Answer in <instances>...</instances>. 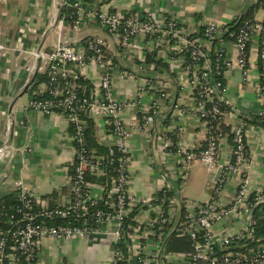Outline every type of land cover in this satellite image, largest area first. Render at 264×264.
<instances>
[{"label":"built area","instance_id":"built-area-1","mask_svg":"<svg viewBox=\"0 0 264 264\" xmlns=\"http://www.w3.org/2000/svg\"><path fill=\"white\" fill-rule=\"evenodd\" d=\"M93 1L61 0L59 15L52 24L59 36L66 28L79 36L86 26H97L104 35L75 36L69 42L58 39L48 52L36 53L43 64L35 71L45 80L26 103L29 110L45 115L58 112L68 122L74 148L70 198L63 204H50L16 182L17 203L0 211V224L8 226L0 230V264H38V245L44 238L68 242L99 234L112 242L106 264H120L125 259L127 264H264V186L251 188L248 182L242 119L232 126L234 147L225 164L220 165L221 173L213 182L210 198L194 201L181 196L190 163L198 160L208 169L216 166L218 148L225 139L219 119L224 115L220 107L226 104V87L218 75L222 68L231 66V61L223 37L236 47L237 66L245 74L248 43L253 35L257 36L258 97L264 119L263 20L244 22L234 30L208 21L202 35L197 36L183 26L178 16L168 14L156 19L133 9L109 11L97 8ZM215 38L220 41L218 48L212 46ZM153 53L168 65L169 71L179 72L191 97L190 104L170 102V121L194 113L205 128V136L197 149L189 150L177 142L172 148L168 130L159 131L163 149L175 156L176 181L165 182L150 195L136 196L129 188L133 165L127 148L130 127L121 113L133 107L141 115L142 124L152 122L159 115L160 102L169 98L163 73L155 63H146V55ZM123 56L135 69L120 68L117 57ZM87 68L99 71L94 88L87 86ZM117 77L133 80V97L124 101L113 98ZM81 115L101 118L108 127V153L89 151ZM9 152L10 144L0 146V160ZM89 173L103 175L105 182L87 180ZM232 174V197L222 202L218 194ZM257 207L263 222V233L258 238L253 229ZM224 221L239 228L227 232L223 226L216 227ZM172 239L178 243L177 249H168ZM247 239L256 245L240 244ZM184 242L188 247L183 246Z\"/></svg>","mask_w":264,"mask_h":264},{"label":"crops","instance_id":"crops-1","mask_svg":"<svg viewBox=\"0 0 264 264\" xmlns=\"http://www.w3.org/2000/svg\"><path fill=\"white\" fill-rule=\"evenodd\" d=\"M247 0H96L101 8L125 12L136 10L140 14H151L156 19L165 15L178 16L183 26L197 33L204 23L216 21L230 27L239 17ZM251 7L256 0H250ZM61 0H0V146L10 144V152L0 160V197L17 189L16 182L33 192L40 201L63 204L70 198L69 181L72 175L73 142L65 117L58 113L49 115L27 109L30 87L37 65L43 59L38 52H48L58 39L64 42L89 34L104 35L97 26H86L81 34L74 35L65 29L59 36L52 23L59 15ZM247 11V13H248ZM246 13V14H247ZM254 19L264 20V7L254 12ZM72 32V33H71ZM226 56L231 66L224 74L227 110L224 123L235 125L245 120V141L248 154V182L251 188L264 186V122L260 117L262 103L258 97L260 75L258 65V39L253 35L248 46L245 74L237 66V50L232 41L223 37ZM120 68L135 69L128 57H117ZM150 74V66H146ZM99 71L86 69L87 82L95 87ZM163 73V82L169 98L160 102L159 115L152 122H143L136 109L126 107L121 113L123 121L130 127L127 138L129 156L133 161L130 192L136 196H147L166 183H174L175 156L162 147L159 131L167 129L177 137L178 146L197 149L204 142L205 128L194 115L188 113L170 121V102L190 104L188 87L178 71ZM171 73V74H170ZM39 83L36 87L41 86ZM34 89V90H36ZM132 79L117 77L114 81L113 98L119 101L134 96ZM135 118V119H134ZM96 141L105 145L108 127L101 118H92ZM232 144L223 139L218 148L219 161L206 169L203 182L211 195L218 169L230 156ZM201 162V161H198ZM221 165V166H220ZM191 165H189L188 170ZM188 170L182 190L186 183ZM4 173V176L2 175ZM194 177V174H191ZM6 177V178H5ZM235 176H228L218 196L229 202L233 193ZM182 196V194H181ZM229 221L216 227L233 232L238 225ZM111 239L105 234L73 238L68 242L56 239H41L37 250L38 264H106L111 249Z\"/></svg>","mask_w":264,"mask_h":264},{"label":"trees","instance_id":"trees-1","mask_svg":"<svg viewBox=\"0 0 264 264\" xmlns=\"http://www.w3.org/2000/svg\"><path fill=\"white\" fill-rule=\"evenodd\" d=\"M87 1L89 3L90 2H94L93 0H87ZM96 7L97 8L101 7V4L100 3H96ZM260 7H264V0H256L254 5L248 11V13L245 14L238 23H237V21H238L239 17L234 19V21L230 24L231 25L230 27H228L227 25L223 26V27H226V28H229L231 30H234V29H237L244 22L252 23L254 21V12ZM263 24H264V20H263ZM202 30H203V27H202L201 31L198 30V32L195 33V35H197V36L202 35ZM82 41H83V39H82ZM212 46H213V48H218L220 46L219 39L215 38L212 41ZM248 46H249V43H248ZM247 55H248V47H247ZM146 63L147 64L155 63L156 66H157L156 68H157L158 71H160V72H164L165 71V72L169 73L168 65L163 63L161 61V59H156L155 58V53L146 55ZM228 68L229 67L222 68L221 74L218 75V79L221 82L222 86H225L223 77H224V74L226 73ZM44 80H45V76L44 75H40V74L37 73L34 76L33 80H32L31 87H30V93H32L34 91V89H36L37 85L39 83H41L42 81H44ZM86 83H87V86L90 88L91 86L88 84V82H86ZM220 108L225 113V111L227 110L228 107H227V105L225 103H221V107ZM138 116L141 118V115L139 113H138ZM260 117H261L262 121L264 122L263 117L261 115H260ZM81 118L84 121L85 126H86L85 127L86 144H87V147H88L89 151L94 152L96 154H106V153H108L107 146L99 144L96 141L95 137H94L92 118L88 117L87 115H81ZM219 120H220L219 121V128H220L221 132L224 134L225 138L230 140V142L232 144L231 148H233L234 147V141H233L232 126H230V125L227 126L224 123V115ZM243 121H244L243 128L245 129V120H243ZM70 131H71V129H70ZM167 137L171 140V142H172L171 146H172V148H174L176 142L178 141L177 137L175 136V134L173 132H168ZM245 151H246V155L248 157L247 147L245 148ZM86 178L89 181L100 183V184H103L105 182V177L103 175H98V174H95V173L87 174ZM18 195H19V191H18V189H16L13 192H10V193H8V194H6L4 196H1L0 197V211L1 210H5L6 208H9L10 206L15 205L17 203ZM262 224H263V222H262V218H261V211H260L259 207H257L253 211V229H254V234H255L256 238L261 237V235L263 233ZM7 227L8 226H6V225H1L0 224V230H5ZM242 243H247L249 246H255L256 245V242L250 241L249 239H247L246 241L241 242L240 244H242ZM182 244H183L184 247H188V243L184 242ZM121 246H124V245L121 244ZM177 248H178V243L176 242L175 239H172L168 243V249H173L174 250V249H177ZM235 248L244 249V247H242V246H235ZM123 251L126 254V249H123ZM120 264H127V260L125 259Z\"/></svg>","mask_w":264,"mask_h":264},{"label":"rangeland","instance_id":"rangeland-1","mask_svg":"<svg viewBox=\"0 0 264 264\" xmlns=\"http://www.w3.org/2000/svg\"><path fill=\"white\" fill-rule=\"evenodd\" d=\"M190 165L186 183L181 193L182 197L194 201H207L209 199L207 182L206 180L203 182L201 179L208 167L204 163L198 162V160L192 161ZM192 173L194 177L191 175Z\"/></svg>","mask_w":264,"mask_h":264},{"label":"water","instance_id":"water-1","mask_svg":"<svg viewBox=\"0 0 264 264\" xmlns=\"http://www.w3.org/2000/svg\"><path fill=\"white\" fill-rule=\"evenodd\" d=\"M250 5H251V1H250V0H247V1L244 3V5H243V7H242V10H241V14L239 15V18H238L237 23H238V22L241 20V18L247 13V11H248ZM220 173H221V168L218 169L216 180H217L218 176L220 175Z\"/></svg>","mask_w":264,"mask_h":264}]
</instances>
